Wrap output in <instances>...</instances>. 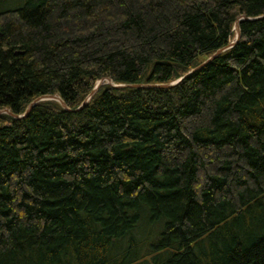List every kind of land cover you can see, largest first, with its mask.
<instances>
[{"label": "trees", "instance_id": "1", "mask_svg": "<svg viewBox=\"0 0 264 264\" xmlns=\"http://www.w3.org/2000/svg\"><path fill=\"white\" fill-rule=\"evenodd\" d=\"M54 95L0 116V264H264V0H0V111Z\"/></svg>", "mask_w": 264, "mask_h": 264}, {"label": "water", "instance_id": "2", "mask_svg": "<svg viewBox=\"0 0 264 264\" xmlns=\"http://www.w3.org/2000/svg\"><path fill=\"white\" fill-rule=\"evenodd\" d=\"M255 19H251V18H246V17H241L239 18L236 23H235V30L237 32V37L236 40L234 42H232L230 45H228L227 47L219 50L213 57H211L210 59H208L206 62H204L201 66H199L197 69L191 71L187 76H185L184 78L179 79L178 81L169 84V85H162V86H152V85H115L111 80H109V82L112 84L111 86L117 89H125V88H137V89H148V88H163V89H170L173 88L175 86H177L179 83H181L185 78L189 77L190 75H192L194 72L202 69L203 67H205L206 65H208L209 63H211L215 58H217L219 55L223 54L224 52L232 49L233 47H235L238 42L241 40V30H240V23L242 21H254ZM101 84H97L96 88L94 89L93 93L89 96V98L84 102V104L82 105L81 109L84 108L90 101L91 99L94 97V95L98 92V90L100 89ZM46 101H56L58 103H60V105L68 110L67 105L64 103V101L57 95L54 96H44L41 97L39 99H37L36 101H34L27 109L26 113L24 115H14L13 113H11L9 110H3L0 111V116L2 114H7L11 117H13L14 119H22L27 117L31 111L33 110L34 106L40 102H46Z\"/></svg>", "mask_w": 264, "mask_h": 264}, {"label": "rangeland", "instance_id": "3", "mask_svg": "<svg viewBox=\"0 0 264 264\" xmlns=\"http://www.w3.org/2000/svg\"><path fill=\"white\" fill-rule=\"evenodd\" d=\"M235 29V28H234ZM236 31V30H235ZM236 33V37H237V32H235ZM236 37L234 38V40L232 41V42H234L235 40H236ZM101 84V86L100 87H103L104 85H108V84H110V85H112L109 81H100V82H98V84ZM56 102V101H55ZM2 115H4V114H2ZM1 115V116H2Z\"/></svg>", "mask_w": 264, "mask_h": 264}]
</instances>
